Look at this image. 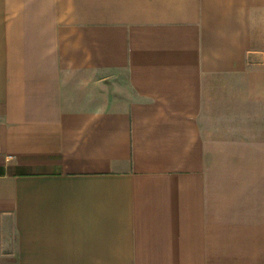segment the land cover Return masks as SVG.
I'll return each mask as SVG.
<instances>
[{
	"label": "crops",
	"instance_id": "obj_1",
	"mask_svg": "<svg viewBox=\"0 0 264 264\" xmlns=\"http://www.w3.org/2000/svg\"><path fill=\"white\" fill-rule=\"evenodd\" d=\"M0 264H264V0H0Z\"/></svg>",
	"mask_w": 264,
	"mask_h": 264
}]
</instances>
